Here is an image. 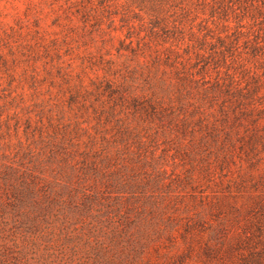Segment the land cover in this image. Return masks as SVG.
Segmentation results:
<instances>
[{"label": "rangeland", "instance_id": "374dc122", "mask_svg": "<svg viewBox=\"0 0 264 264\" xmlns=\"http://www.w3.org/2000/svg\"><path fill=\"white\" fill-rule=\"evenodd\" d=\"M122 5L0 0V264H264L263 145L219 166L131 106L254 100L264 127V0H171L153 26Z\"/></svg>", "mask_w": 264, "mask_h": 264}, {"label": "trees", "instance_id": "16d2710c", "mask_svg": "<svg viewBox=\"0 0 264 264\" xmlns=\"http://www.w3.org/2000/svg\"><path fill=\"white\" fill-rule=\"evenodd\" d=\"M124 2V5L130 12L135 13V10L139 11H145L146 15L149 17L150 24H157L159 20H163L164 13L166 8H168L171 0H101V2ZM145 24H143L144 26ZM154 27H151V31H153ZM131 37V36H130ZM215 88H219L218 81L215 84ZM206 89V87H205ZM205 92H208L206 89ZM215 92L221 94V90H215ZM113 96V95H112ZM211 103L217 101V97L214 95L211 99ZM254 100L249 101L247 104L246 110L243 112H240L238 115L237 112H234V108L226 107L225 105H221L219 107L218 113L220 115L219 119H216L215 121L209 120V115L206 110L209 108H212L213 105L211 104L210 107L205 108V104H200L197 106H194L193 110L188 113V115H185L184 118H182L181 114L177 118L176 122H173L176 119V116L174 115L175 112L172 111L168 113V110L164 107L157 108V106L147 103V104H140L136 102L135 100L131 104L133 107V110L135 114L140 115V117H147V119H166L167 123H170V125H173L174 129L177 131V133L181 134L182 136H186L187 134H191L194 136L191 142L195 140V135L200 134V141L201 143H204L203 147L205 148V151L212 152L213 150L217 151V158H222L221 164H225L230 162L236 155V150H239L245 157H250L254 154H256V146L257 144L261 143L263 145L264 149V127H261L259 125L260 119H262V112L258 106L262 105V102L254 103ZM237 106L236 108H238ZM183 109V107H182ZM171 110V109H170ZM198 115V119L194 121L193 125L189 121V119L193 118L194 115ZM255 114V117H252ZM242 116L246 117H252L251 123L253 125L252 131L248 128H245V134L241 133L240 127L242 126V122L240 118ZM120 127H118L119 129ZM122 132L123 130H119ZM128 135L126 136V134ZM132 129H126L124 130V133H122L118 137V141L121 142V139H127L125 140L124 146L126 148H131L128 143L130 136L133 134ZM117 137L114 139V143H116ZM141 145V143H140ZM200 148V147H199ZM202 150H204L201 147ZM106 149H103V152ZM139 150V149H138ZM138 150H135L134 152L139 153ZM67 156L70 157V152L67 153ZM239 158V157H238ZM241 159V158H240ZM254 166L253 164L251 165ZM208 173V172H207ZM210 173V172H209ZM195 229V224L188 222L186 226L184 227L185 236H183L184 239H187L188 235H191L190 233L193 232ZM126 230H122V232H125ZM162 230H159L156 234L157 237H161L163 234L161 233ZM174 239V235L172 233L166 234V240L172 241Z\"/></svg>", "mask_w": 264, "mask_h": 264}]
</instances>
